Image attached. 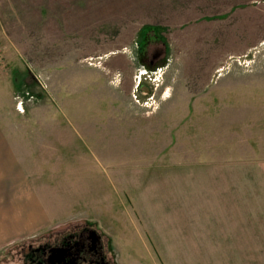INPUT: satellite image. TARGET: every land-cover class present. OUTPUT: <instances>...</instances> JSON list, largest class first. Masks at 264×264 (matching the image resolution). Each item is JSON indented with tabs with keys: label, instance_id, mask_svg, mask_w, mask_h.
<instances>
[{
	"label": "rangeland",
	"instance_id": "rangeland-1",
	"mask_svg": "<svg viewBox=\"0 0 264 264\" xmlns=\"http://www.w3.org/2000/svg\"><path fill=\"white\" fill-rule=\"evenodd\" d=\"M148 7L0 0L3 118L29 124L8 131L62 205L0 264L78 225L116 264H264V46L184 64Z\"/></svg>",
	"mask_w": 264,
	"mask_h": 264
},
{
	"label": "crops",
	"instance_id": "crops-1",
	"mask_svg": "<svg viewBox=\"0 0 264 264\" xmlns=\"http://www.w3.org/2000/svg\"><path fill=\"white\" fill-rule=\"evenodd\" d=\"M147 12L150 25L170 30L171 47L185 54L184 64L222 65L237 50L249 53L264 46V0H149ZM5 28L0 17V39L10 43L11 34L4 35ZM3 76L0 74V96L12 94ZM4 103H0V251L47 228L54 221L52 209L62 206L30 181L26 141L20 134L14 142L8 131L26 129L29 124L17 122L14 126L4 119ZM8 105L12 112L10 101Z\"/></svg>",
	"mask_w": 264,
	"mask_h": 264
},
{
	"label": "flooded vegetation",
	"instance_id": "flooded-vegetation-1",
	"mask_svg": "<svg viewBox=\"0 0 264 264\" xmlns=\"http://www.w3.org/2000/svg\"><path fill=\"white\" fill-rule=\"evenodd\" d=\"M68 231L52 241L22 248L18 264H116L98 230L78 225Z\"/></svg>",
	"mask_w": 264,
	"mask_h": 264
}]
</instances>
